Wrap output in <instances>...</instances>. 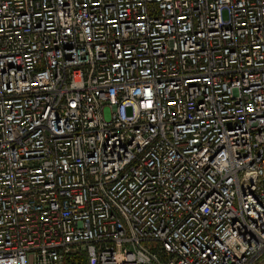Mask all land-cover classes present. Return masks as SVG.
Here are the masks:
<instances>
[{
  "label": "built area",
  "instance_id": "1",
  "mask_svg": "<svg viewBox=\"0 0 264 264\" xmlns=\"http://www.w3.org/2000/svg\"><path fill=\"white\" fill-rule=\"evenodd\" d=\"M264 264V0H0V264Z\"/></svg>",
  "mask_w": 264,
  "mask_h": 264
},
{
  "label": "trees",
  "instance_id": "2",
  "mask_svg": "<svg viewBox=\"0 0 264 264\" xmlns=\"http://www.w3.org/2000/svg\"><path fill=\"white\" fill-rule=\"evenodd\" d=\"M66 264H88L87 255L79 250L68 254Z\"/></svg>",
  "mask_w": 264,
  "mask_h": 264
}]
</instances>
